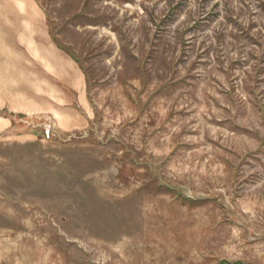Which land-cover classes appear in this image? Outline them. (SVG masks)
I'll return each instance as SVG.
<instances>
[{"label":"rangeland","instance_id":"rangeland-1","mask_svg":"<svg viewBox=\"0 0 264 264\" xmlns=\"http://www.w3.org/2000/svg\"><path fill=\"white\" fill-rule=\"evenodd\" d=\"M0 264H264V0H0Z\"/></svg>","mask_w":264,"mask_h":264}]
</instances>
